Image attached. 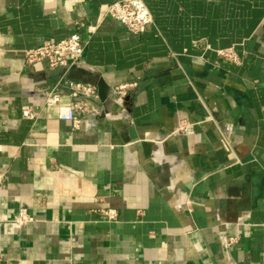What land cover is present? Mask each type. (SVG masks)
<instances>
[{
    "label": "crops",
    "instance_id": "crops-1",
    "mask_svg": "<svg viewBox=\"0 0 264 264\" xmlns=\"http://www.w3.org/2000/svg\"><path fill=\"white\" fill-rule=\"evenodd\" d=\"M113 1L0 0V264H264V0H145L139 34ZM75 33L79 64H26ZM60 81L98 89L80 129Z\"/></svg>",
    "mask_w": 264,
    "mask_h": 264
},
{
    "label": "built area",
    "instance_id": "built-area-1",
    "mask_svg": "<svg viewBox=\"0 0 264 264\" xmlns=\"http://www.w3.org/2000/svg\"><path fill=\"white\" fill-rule=\"evenodd\" d=\"M106 15L110 18L118 20L127 29L135 34L144 32L153 24V16L147 7L145 0H116L108 5ZM92 31V29H90ZM93 32V31H92ZM200 41L194 42V47L200 45ZM86 44L80 33H75L70 37L57 42H45L36 48L24 51L25 62L27 65H34L40 62H47L51 69H59L66 72L73 66L80 63ZM205 49L213 50L210 45H206ZM219 59L230 62L235 65L242 63V57L239 55L235 47L226 49L213 50ZM62 81H60L51 91L47 93L45 105L48 109H55L61 120L72 123L74 129H80L83 123L81 114L87 113L91 109L89 99L98 97V89L95 85L69 81L66 85L73 98L72 103H63V94L60 91ZM137 87L136 82H129L115 87V92L120 97H125L128 93ZM23 116L27 119H35L36 115L32 109L23 110ZM60 170V169H59ZM65 169L61 168V171ZM109 220L117 219L116 210H107L104 212ZM33 218L27 212V209H21L17 223L26 225ZM237 241V238H227L226 245L230 246Z\"/></svg>",
    "mask_w": 264,
    "mask_h": 264
},
{
    "label": "water",
    "instance_id": "water-1",
    "mask_svg": "<svg viewBox=\"0 0 264 264\" xmlns=\"http://www.w3.org/2000/svg\"><path fill=\"white\" fill-rule=\"evenodd\" d=\"M90 101L92 100V99H89Z\"/></svg>",
    "mask_w": 264,
    "mask_h": 264
}]
</instances>
